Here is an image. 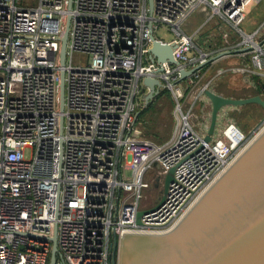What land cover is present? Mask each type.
Segmentation results:
<instances>
[{
    "label": "built area",
    "instance_id": "obj_1",
    "mask_svg": "<svg viewBox=\"0 0 264 264\" xmlns=\"http://www.w3.org/2000/svg\"><path fill=\"white\" fill-rule=\"evenodd\" d=\"M252 1L151 0L149 10L147 0H71L67 10V0H0V264H48L52 237L53 264H110L112 233L162 234L177 224L262 128L246 135L223 121V107L203 141L209 104L197 114L195 102L209 82L200 83L201 69L177 78L206 56L190 54L182 25L197 10L224 22L239 38L234 50L245 48L239 54L264 78V37L254 40L262 24L239 28ZM158 25L173 37L153 36ZM150 35L172 45L175 63L149 60ZM73 54L84 57L71 64ZM144 77L174 106L175 129L160 146L136 124ZM144 191L155 197L150 207L163 197L135 224L150 208Z\"/></svg>",
    "mask_w": 264,
    "mask_h": 264
},
{
    "label": "water",
    "instance_id": "obj_2",
    "mask_svg": "<svg viewBox=\"0 0 264 264\" xmlns=\"http://www.w3.org/2000/svg\"><path fill=\"white\" fill-rule=\"evenodd\" d=\"M147 5L150 10L151 0H147ZM70 6L71 0H67L66 9L69 10ZM68 22L67 15L59 37L60 66L64 61ZM149 38V60L175 63L171 56L172 45L160 43L151 35ZM229 52L230 50H221L203 57L201 62L190 68L179 70L177 80ZM141 83L146 90L142 95L139 111L144 109L161 89V83L155 78L144 77ZM202 94L209 103L203 141L210 139L215 128L217 112L226 106L254 104L261 108L259 121L246 135L261 124L260 128L264 127V96L253 94L231 98L216 94L207 87L202 89ZM62 102L63 71L59 70V111L62 110ZM171 177L170 168L163 177L162 194ZM162 194L148 210H138L135 213V224H139L141 214L161 203ZM50 241L48 264H53L54 237L50 238ZM111 246L110 264H264V128L170 231L162 234H122L119 238L112 233Z\"/></svg>",
    "mask_w": 264,
    "mask_h": 264
},
{
    "label": "rangeland",
    "instance_id": "obj_3",
    "mask_svg": "<svg viewBox=\"0 0 264 264\" xmlns=\"http://www.w3.org/2000/svg\"><path fill=\"white\" fill-rule=\"evenodd\" d=\"M250 7L251 6H249L247 10H249ZM261 16H264V13L261 14L259 18ZM194 17L195 14L192 15L186 22L188 24V28H185L186 32H188L189 29L196 27L198 22L194 20ZM204 17L205 15H201L198 19L200 22L198 29L196 31L194 30V32L190 31V35L192 34V49L190 54H196L201 48L205 50L207 45L212 49H218L222 46H227L226 44H229V40L225 42L223 38L221 39L220 37L216 36L215 33H213L212 27L214 28L217 24L214 23V19L211 21H206ZM252 19H254V11L249 10L248 14L246 11V15L243 22L241 23V27L244 25L245 29V20L249 21ZM152 35L163 40H169L173 37L172 33L165 25H158L152 31ZM229 39L232 40L231 37ZM83 57L84 56L82 55L80 56L78 54H73L71 57V64H74L78 58L82 61ZM207 64V66L205 65L200 70V83H206L208 81L209 89L212 88L213 90H217L225 97L237 98L253 95L258 93V89H260L258 88L256 82L260 84L264 82V78L253 74L254 69L251 67L252 63L249 56H246L245 58L225 57L215 63ZM242 67L250 69L251 72L240 70ZM157 96L154 97V101L151 104H148L144 113L138 118L137 124L144 138L160 146L171 136L173 130L175 129L176 121L173 113V102L169 94L163 92L158 97ZM197 106L198 104H196V109H198ZM140 109L141 107L137 111ZM196 113L198 114L197 111ZM261 115L262 110L254 104L226 106V116L223 121H230L240 131L247 133L259 121ZM23 154L24 157L28 156V152L26 151H24ZM153 193L155 195L156 190H154ZM142 195H144L142 203L146 202V206L150 207L155 197L151 196L152 194L148 191H144Z\"/></svg>",
    "mask_w": 264,
    "mask_h": 264
},
{
    "label": "crops",
    "instance_id": "obj_4",
    "mask_svg": "<svg viewBox=\"0 0 264 264\" xmlns=\"http://www.w3.org/2000/svg\"><path fill=\"white\" fill-rule=\"evenodd\" d=\"M261 3H263V4H261ZM261 4V5H260ZM264 0H257V1H252V2H250L245 8V12H244V18H245V15H246V11H247V14L249 13V10H253L254 11V19H252V20H245V23H246V27H245V29H244V25H243V27H241V23L243 22V20H244V18H243V20H242V22L239 24V28L244 32V33H250L252 30H254V29H256L260 24H262L261 26H260V28L258 29V33L254 36V40L256 41V42H258V41H260L263 37H264V16H261L260 18H259V16L261 15V14H263L264 13ZM249 6H251L250 8H249V10H247V8L249 7ZM258 7V8H257ZM195 14V17H194V20L196 21V22H198L197 23V25H196V27H194L193 29H189L188 30V32H186L185 31V28H188V24L186 23L187 21H188V19L192 16V15H194ZM201 15H204V12L203 11H200V10H197V11H195V12H193L192 14H190L189 16H188V18L185 20V22L183 23V25H182V28H183V30H184V32L185 33H187V34H190L191 32H194V30L196 31L197 29H198V26L200 25V22L198 21V19L200 18V16ZM214 19V23L216 24V26L213 28L212 27V30H213V33H215V35L216 36H218V37H220L221 39L223 38V40L225 41V42H227L228 40H229V44H226L227 46H222V47H220V48H218V49H212L210 46L208 47V45L206 46V48H205V50H203L202 48L201 49H199V52H202V53H204L205 54V56L207 57V56H210V55H213V54H215L216 52H219V51H221V50H230V52L229 53H227V54H225V55H222V56H220L219 58H217V59H215V60H213V61H211V62H209V64H212V63H215V62H217L218 60H220V59H222V58H225V57H238V58H245L246 56L244 55V56H242V55H240L239 53H240V51H239V49H237V50H234L235 49V47H236V43H237V41H238V36L236 35V34H234L231 30H230V28L227 26V24H225L224 22H221L220 20H218V19H216V18H211V19H209V20H206V21H211V20H213ZM260 20V21H259ZM217 21V22H216ZM251 22V23H250ZM203 23V22H202ZM191 31V32H190ZM223 33H226L227 34V37H226V39L222 36V34ZM192 35V34H191ZM207 36V35H206ZM232 38V40H230L229 38ZM235 45V46H234ZM197 54V53H196ZM195 53L194 54H192V55H196ZM208 65V64H207ZM206 65V66H207ZM202 69V68H201ZM206 69V68H205ZM256 84H257V86H258V88H260V86H261V84L260 83H258V82H256ZM211 88V87H210ZM256 88V87H255ZM211 91H213L214 93H216V94H219V95H221V96H224V95H222L219 91H217V90H213L212 88L210 89ZM255 94H259V95H261L262 96V94L260 93V89H258V93H255ZM156 97V96H155ZM237 98H241V97H237ZM154 99V98H153ZM152 99V100H153ZM195 104H198V106H199V104L201 105V106H204V105H208L209 103H208V101L206 100V98L202 95L200 98H199V100H197L196 102H195ZM197 106V108L198 109H196V111L199 113V107ZM195 107H196V105H195ZM223 110L226 112V107L225 108H223Z\"/></svg>",
    "mask_w": 264,
    "mask_h": 264
},
{
    "label": "trees",
    "instance_id": "obj_5",
    "mask_svg": "<svg viewBox=\"0 0 264 264\" xmlns=\"http://www.w3.org/2000/svg\"><path fill=\"white\" fill-rule=\"evenodd\" d=\"M163 92H165V93H167L165 90H160L159 91V93H158V96L160 95V94H162ZM157 96V97H158ZM154 100H152L149 104H151L152 102H153ZM148 106V105H147ZM146 106V107H147ZM146 107L144 108V109H142L141 111H139V113L137 114V116H136V124H137V121H138V118L144 113V111L146 110ZM137 126H138V124H137Z\"/></svg>",
    "mask_w": 264,
    "mask_h": 264
},
{
    "label": "bare ground",
    "instance_id": "obj_6",
    "mask_svg": "<svg viewBox=\"0 0 264 264\" xmlns=\"http://www.w3.org/2000/svg\"><path fill=\"white\" fill-rule=\"evenodd\" d=\"M263 128H264V127H263ZM263 128H262V129H261V130H260V131H259V132L256 134V136H255V137H257V136H258V134H260V133L262 132ZM255 137H254V138H255ZM254 138H253L252 140H254ZM252 140H251V141H252ZM246 148H247V147H246ZM246 148H245V149H246ZM245 149H244V150H245ZM244 150H243V151H244ZM243 151H242V152H243ZM242 152H241V153H242ZM241 153H240V154H241ZM240 154H239V155H240Z\"/></svg>",
    "mask_w": 264,
    "mask_h": 264
},
{
    "label": "flooded vegetation",
    "instance_id": "obj_7",
    "mask_svg": "<svg viewBox=\"0 0 264 264\" xmlns=\"http://www.w3.org/2000/svg\"><path fill=\"white\" fill-rule=\"evenodd\" d=\"M261 109V108H260Z\"/></svg>",
    "mask_w": 264,
    "mask_h": 264
}]
</instances>
